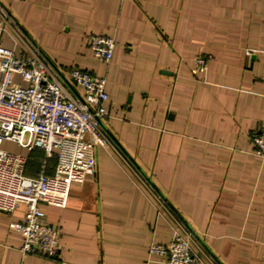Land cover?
Wrapping results in <instances>:
<instances>
[{"label": "crops", "instance_id": "0c3cea01", "mask_svg": "<svg viewBox=\"0 0 264 264\" xmlns=\"http://www.w3.org/2000/svg\"><path fill=\"white\" fill-rule=\"evenodd\" d=\"M0 4L52 63L106 79L103 124L123 154L98 148L95 174L69 188L63 207L43 206L61 229L56 259L21 255L22 235L10 225L24 205L0 211V264H161L148 248L173 232L142 179L220 264H264V159L253 143L264 122V0ZM92 35L114 39L109 63L93 57ZM3 45L13 47L7 37ZM198 56L207 65L194 72ZM43 158L30 155L25 173Z\"/></svg>", "mask_w": 264, "mask_h": 264}, {"label": "built area", "instance_id": "2783aa9c", "mask_svg": "<svg viewBox=\"0 0 264 264\" xmlns=\"http://www.w3.org/2000/svg\"><path fill=\"white\" fill-rule=\"evenodd\" d=\"M5 37L12 48L3 45ZM89 48L95 59L109 63L115 42L108 36L92 35ZM194 63V72H198L206 68L207 59L198 56ZM105 87L106 79L89 70L52 63L0 4V211L12 213L19 205L25 206L23 220L10 225L22 235V256L58 257L61 229L47 221L43 206L63 207L69 188L95 174L98 148L122 154L103 124L108 100ZM5 142L27 153H43L34 175L25 173L27 154L4 149ZM253 143L254 154L264 159V122ZM49 160L55 161L52 175L47 171ZM142 180L173 232L169 242L152 243L148 257H159L161 264H220L203 235L149 180Z\"/></svg>", "mask_w": 264, "mask_h": 264}, {"label": "trees", "instance_id": "16d2710c", "mask_svg": "<svg viewBox=\"0 0 264 264\" xmlns=\"http://www.w3.org/2000/svg\"><path fill=\"white\" fill-rule=\"evenodd\" d=\"M37 153V155L40 157L41 156V154L43 155V153L41 152V151H39V150H34V151H32V152H29V154H28V158L30 157V155H32V154H36Z\"/></svg>", "mask_w": 264, "mask_h": 264}]
</instances>
